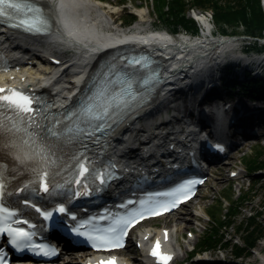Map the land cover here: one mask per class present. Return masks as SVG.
<instances>
[{
    "label": "rangeland",
    "instance_id": "374dc122",
    "mask_svg": "<svg viewBox=\"0 0 264 264\" xmlns=\"http://www.w3.org/2000/svg\"><path fill=\"white\" fill-rule=\"evenodd\" d=\"M107 1L115 3L113 7L108 6V10H117V12H120V10L123 9V15L120 14L121 18L115 22L117 26L121 25V19L133 18L130 19L133 20L131 23H134L137 19L133 25L142 23L143 25L152 27H167L160 18L162 11L167 10L168 7L160 6L158 8L157 0ZM191 1L192 0H190V2ZM192 7L195 9H192ZM140 8L146 10L145 17L135 14L139 13L138 11ZM196 8H208V10L212 9L214 11V8L211 6L199 7L190 5L186 9V14L193 17L192 14L197 11ZM117 14H114V16H117ZM242 54L247 57H254L264 54V50L245 51ZM228 58L231 59L233 57L228 55ZM238 60H240V58ZM254 63L255 62L250 61L249 64ZM263 147L264 145L245 147L238 152L232 153L223 164V167L211 176L209 182L201 188L198 196L186 206L182 207L180 212L153 220L141 228L151 227L153 229H161L163 227H168L171 229L173 244L177 252L173 264H188V262L185 261L188 260L190 262L189 256L192 254L194 255L193 261L195 264L222 262L224 264H233V261L238 264L260 263L261 258L264 256V235L260 239L258 245L252 248V252L247 255L244 254L236 257L233 252V244L243 245L242 235L236 230L235 225L244 219L246 215L260 210L261 213L258 214L257 218L264 226V165H261V167L259 166L257 171L251 170L248 166V159L257 154H261L262 159H264ZM259 150H263L261 151L262 153H258L257 151ZM230 169H234L237 174L231 176ZM240 193L248 195L249 199L241 203L239 212L234 215V221L222 230L225 235L224 240H227L226 242L228 245H218L213 249L200 250V243L204 242L206 240L204 239L205 236L210 233L212 218L219 221L221 217H225V213L230 206V201L235 199ZM137 231L138 229L135 230V235ZM133 249L134 247H132L130 251H125L124 253L134 264H138V256Z\"/></svg>",
    "mask_w": 264,
    "mask_h": 264
},
{
    "label": "bare ground",
    "instance_id": "6f19581e",
    "mask_svg": "<svg viewBox=\"0 0 264 264\" xmlns=\"http://www.w3.org/2000/svg\"><path fill=\"white\" fill-rule=\"evenodd\" d=\"M44 1L47 5L46 8L55 15L56 19L55 28L48 35L35 37L18 34L16 32H9L3 36H6L7 40L9 38L10 43L26 45L31 50L39 52L44 57L55 56L64 58V64L69 65L70 68L77 69L74 78L77 80L78 77H80V73L82 74L85 69L92 66L91 64L93 58L96 56L95 53L98 50V45L92 42V39H95L94 36H86L76 33L75 30H77V28L89 30V28L80 25V20L82 18L91 16L100 22L102 21L103 23L110 24L113 23V20H115L116 17L114 16V13L110 12V10H108L107 7H104L103 3L98 0ZM139 13L142 15V17H145L146 10L141 8L139 9ZM149 27L150 26H148V28ZM144 36H147L146 33L137 34V38L139 40H142V37ZM222 42L223 40L218 38H215L214 40L203 39L195 41L177 39L172 42L159 39L155 42L153 47H161V50H163L162 52L171 55L170 58L173 59V66L184 65L186 68H188L187 66L192 68L184 75V79H190L194 81L195 84H197L204 82L205 78L211 75L214 66L213 62L220 55V53H216L215 49L218 48ZM224 42L226 43L227 41ZM224 49L225 48L223 47V50ZM223 52L225 53V51ZM180 57L183 58L178 60ZM262 59H264V56H262ZM243 60L249 61L250 58L243 57ZM23 69L24 70H21L20 72L10 71L8 73H0V84L4 83L5 81H13L16 79L24 80V76L28 77L27 80L32 77H36L38 79L42 76V71L27 67ZM185 71L186 70L183 69L180 73ZM177 74L173 72L171 75ZM153 103L156 107H160L161 105L168 103L167 97L165 96L162 98V96H160L155 102L153 101ZM145 108L146 107H143L141 110ZM118 127L117 129L119 130L120 127ZM118 132L119 131L116 132L115 136L119 134ZM161 231L162 229H157L156 235L160 234ZM150 234H152L151 228H146L145 230L139 232L137 240L141 243V245H143L148 241ZM168 236L169 238L171 236V239L165 242L167 249H169L171 252L173 250L176 251L171 232L168 233ZM259 264H264V256L261 258Z\"/></svg>",
    "mask_w": 264,
    "mask_h": 264
},
{
    "label": "trees",
    "instance_id": "16d2710c",
    "mask_svg": "<svg viewBox=\"0 0 264 264\" xmlns=\"http://www.w3.org/2000/svg\"><path fill=\"white\" fill-rule=\"evenodd\" d=\"M190 5L199 7L211 6L214 8L215 23L219 26L218 29L228 31V29L238 32L242 30L247 33L261 35L264 28V7L261 0H157L158 8L160 6L168 7L167 10L162 11L161 20L168 28L180 30L182 28L197 31L198 25L196 21L186 14V9ZM254 48H261L255 44L251 45ZM250 74L249 71L246 72ZM263 84L259 86V90L264 89V79H248L243 81V88L247 90L250 85ZM255 94H260L258 90H251ZM264 148V147H263ZM263 150L257 151L258 153ZM262 153V152H261ZM264 165L262 155L257 154L248 159V166L251 170L257 171L258 167ZM249 196L246 194L238 195L237 198L230 201L228 211L225 217H221L219 221L212 218L210 225V233L205 236L204 242L200 243V250L213 249L216 246L228 245L224 240L223 228L229 226L234 221V215L239 212L241 203L248 200ZM260 210L255 213H250L237 223L236 230L241 233L243 238V245L233 244V252L235 256L250 254L252 248L258 245L260 239L264 235V226L258 221V214ZM194 255L189 256L190 262L188 264H195L193 261ZM183 264V263H182ZM213 264H224L213 263ZM233 264H238L233 261Z\"/></svg>",
    "mask_w": 264,
    "mask_h": 264
}]
</instances>
